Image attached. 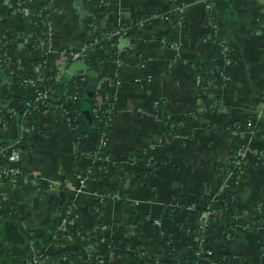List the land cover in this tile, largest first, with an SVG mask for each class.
<instances>
[{
    "label": "crops",
    "instance_id": "crops-1",
    "mask_svg": "<svg viewBox=\"0 0 264 264\" xmlns=\"http://www.w3.org/2000/svg\"><path fill=\"white\" fill-rule=\"evenodd\" d=\"M48 2L53 31L40 52L44 60L35 64L31 58L33 25L26 15L8 16V27L0 29V47L29 76L43 77L56 68L64 92L65 80L75 73H83L87 84L89 79L83 71L67 73L71 52L83 43L97 44V36L115 39L112 47L92 52L101 59L94 95L98 98L97 89L107 94L116 113L104 147L112 161L101 180L72 178L79 149L65 114L54 103L37 113L35 141L20 149L16 163L21 173L15 182L0 177V192L16 200L19 213V220L0 219V264H24L31 254L77 248L75 239L65 234L72 224L87 241L96 240L95 245L80 247L94 264H186L201 236L194 228L193 210L175 204L181 198L201 193L207 206L218 195L234 191L238 205L254 200L264 210V0ZM177 12L182 17L172 18ZM217 40L225 44L223 49L228 46L218 56ZM176 53L180 59L171 65ZM190 59L215 60L219 70L197 72L196 61ZM1 67L0 143L10 147L22 138L23 101ZM97 100L102 104L104 99ZM170 119L180 120L176 131ZM167 129L174 133L169 135ZM238 137L247 163L240 180L216 169L233 157ZM146 149L153 159L170 161L158 166L152 177L139 180V171L148 165ZM81 154L77 162L87 167L92 153ZM23 170L28 173L23 175ZM104 192L108 195L97 212L95 200ZM72 201V221L61 228L63 241L55 242L54 225ZM132 206L151 219L133 223ZM234 216L231 232L224 235L220 222L209 235L214 243L212 264H264L256 215L236 210ZM109 237L119 244L98 240ZM150 237L171 239L179 256L168 258L160 251L156 259L149 258L135 243Z\"/></svg>",
    "mask_w": 264,
    "mask_h": 264
},
{
    "label": "trees",
    "instance_id": "trees-1",
    "mask_svg": "<svg viewBox=\"0 0 264 264\" xmlns=\"http://www.w3.org/2000/svg\"><path fill=\"white\" fill-rule=\"evenodd\" d=\"M48 3V0H15L12 5H9L5 3V0H0V29L8 27L9 15H11L12 13L20 14L19 9L23 7H27L29 9V17L31 18L33 25L32 46L30 48V53L31 58L35 64H39L42 60L45 59V56L40 55L41 49L36 46V39L42 38L45 42H47L50 38L49 22L51 21V19L47 10ZM181 17L182 15L177 12V14L172 18L180 19ZM263 17L264 15L261 16V18ZM90 21L91 22L89 28H92L91 24L93 20ZM97 37L99 38L97 44L90 46L92 50L97 47H102L104 49L110 48L112 47L113 40H115L107 39L106 37L101 36ZM217 42L218 44L215 53L216 56H218L224 50L223 48L225 46V44L220 43V40H217ZM190 60L196 61L197 72H202L209 69L213 74H215L219 70V65L216 63L215 60H212L209 63H203L193 59ZM88 62L96 72L101 71L100 58L95 57L94 59H91ZM0 65L2 66L1 68L3 69L5 76L9 80L12 91L15 95H18L23 101V106H21V110L23 109V133L20 141V146H18L19 149H28L30 148V144L35 141V136L33 135V133L35 132L37 125V113L47 109V107H45L44 105H39L38 103L37 105H39L40 107H38L37 109L33 108V106L29 107L25 104L26 102L34 103L39 91L51 90L53 97L55 96L54 98L58 96L61 98L62 104L70 117V131L73 141L77 145L78 149H80L82 145H84L88 141L90 132H97L99 142L104 132L111 131L113 123L112 121L106 122V117L103 113L107 106L105 104H99L98 100H96V95L92 96L89 100L86 99L85 95L87 92V80L84 81L80 79V77H74V79L70 78L68 80H65L64 87H66L67 89V95L72 96V98H67L66 95H63V90H61V81L57 80V69L54 67L51 71L48 72L44 80L39 81L37 85L32 86L30 84L27 85L26 81L30 79V77L28 74L23 72L20 63L11 62L5 54V50L1 47ZM74 96L76 97L73 98ZM211 105H214V103L212 102ZM27 109L31 111L29 114L25 113ZM86 111H88V113ZM2 112L3 107L0 104V117H2ZM115 114L116 113L114 112V115ZM3 119L6 122L9 121L7 116H4ZM170 121L174 123V131H176L180 126V120L170 119ZM166 132H168L169 135L174 133L173 131L168 129ZM3 145L5 144L0 143V146ZM94 151H91L90 153L93 154ZM239 151H241V146L239 144L238 137L233 145V157L225 163L216 164V169L218 171L238 173L240 168L238 166H235L233 159L234 155H236ZM81 155H83L81 154V152H77L75 153V157L73 159V163L71 166V174L74 175V178H76L75 172L78 170L79 167L82 170L86 168L84 165H79L77 162L78 158ZM151 155L152 154L149 150L146 149L144 151L145 160L148 165L139 171V180H145L148 177H152L155 174V169L158 166L166 164L170 161V157L153 159ZM106 158L111 159L110 153L107 152L106 149H101V151L96 154V158L94 159L93 157L88 162L87 167L93 168V173L83 172V177L97 180L103 179L107 171L108 163L106 162ZM6 163V157L1 156L0 167ZM241 167L245 169V167H247V163L243 162ZM27 173V170H23V175ZM1 176L4 177L3 175H0V177ZM243 177L244 175L241 174V179H243ZM103 194L105 196L108 195V193L106 194V192H104ZM206 200L207 197L205 195L201 193H193L190 197L181 198L175 204L179 202L180 205L178 208H187L189 205H193V213L198 217L201 212L207 209V206L203 204ZM104 202L105 197H99L97 200H95L94 206L97 212H100V209ZM209 206L215 213L214 222L209 224L206 227V230H203L202 228H200V225L197 224L196 220V225L194 227L195 231L199 233L202 237H204L203 248L212 249L214 252V243L209 237L211 231L216 228L220 222H224V235L231 232L236 224V217L234 216V212L236 210H240L242 212L245 211L256 215V222L254 225L257 227V229L260 226V228L258 229L260 242L262 241L261 239H264V210L262 209V205L257 201L249 200L247 203L238 205L236 199V192L226 191L218 195L215 200L211 201L209 203ZM129 213L133 223H137L140 220H145L147 218L151 219V215L148 212H146L145 210H141L136 206H132L129 210ZM170 213L174 214V211L168 210V214ZM62 217L63 216H59V220H57L54 225L53 240L55 242L61 243L63 241V236L65 234H68L75 239L77 243V248H65L61 251L53 253L45 251V255L49 256L52 259L51 264H88L90 261L86 259L84 251H82L80 247L95 245L96 240L92 239L90 241H87V238L81 236L78 232V228L76 227V225L73 224L69 226L67 233L64 234V232L59 230V222L62 220ZM0 219L19 220L18 204L16 200L12 197L2 194L1 192ZM101 239L102 238H99L98 240L101 241ZM103 243L108 244L110 246H117L119 244V240L114 237H109L105 238ZM135 246L139 250H145L147 255H152L153 259L157 258V255L160 251L163 252L164 255H166L168 258H177L179 256L178 251L175 248L174 242L171 239L156 240L151 237L144 238L143 240H140L135 243ZM195 251L187 256L186 264H203L199 261V257L195 253ZM262 251L264 252V245H262ZM33 256L34 254H31L26 257L24 260V264H28L29 259H31ZM211 257H213V255H211Z\"/></svg>",
    "mask_w": 264,
    "mask_h": 264
},
{
    "label": "built area",
    "instance_id": "built-area-1",
    "mask_svg": "<svg viewBox=\"0 0 264 264\" xmlns=\"http://www.w3.org/2000/svg\"><path fill=\"white\" fill-rule=\"evenodd\" d=\"M210 6V4H208ZM262 11H264V4L262 5ZM181 10V8H180ZM19 13L22 15H26L29 16L30 11L27 7H23L19 9ZM53 29V25L51 23V21L49 22V30H50V37L52 34V30ZM96 40V39H95ZM98 41V40H97ZM164 43L166 42L165 39L162 40ZM36 46L41 49V52H44L46 49L45 46V41L42 38H37L36 41ZM226 49H228V46L225 47L224 51H226ZM93 50L92 48L86 44L83 43V45L72 51L71 52V57L69 61H75V60H84V61H88L91 59H94L95 57H93ZM180 57V53H176L175 57L173 58V61H171V65L174 61H178ZM117 64H122V60L120 59V57H117ZM228 62L230 60H227ZM61 74V72L59 73ZM59 74L57 77V80H59ZM47 76V75H46ZM46 76L44 75L43 77H36V76H29L30 79H28L26 81L27 85H32L35 86L38 84L39 81H42L46 78ZM74 77H80V79L82 80H86V77L84 76L83 73H75L71 79H74ZM97 96L102 97L104 100L102 102L101 105H106V109L104 110V116L106 117V122L107 121H112L114 118V103L113 101L108 97L107 94H102V90L97 89ZM63 95H66L67 98H72V96L67 95L66 90H64ZM55 97V96H54ZM51 90H45V91H39L36 98H35V104L32 102H26L25 104L29 107L33 106V108H38L40 107L39 105H44L45 107H49V105L51 104H55L56 106H58L59 109H61V111L65 114L69 124L71 122L70 117L66 111V109L64 108L61 98L58 96L56 98H54ZM76 96H74L73 98H75ZM96 98V100L98 99ZM99 102V101H98ZM37 103L39 105H37ZM100 104V103H99ZM214 107V106H213ZM211 107V108H213ZM31 111L29 109L26 110V114H29ZM195 117V115H194ZM103 121V120H102ZM238 128L240 126H237ZM35 129V128H34ZM108 133L109 132H104L100 141L97 143L96 149L93 152V157L94 159L96 158V154H98V152L101 151V149H104V147H106L107 145V138H108ZM20 141H17L14 145H11L10 147H0V157H6L8 159V163L2 165L0 167V174L5 175L6 177L11 178L14 182L16 181V175H19L21 173V170L18 168V165L16 164L19 160H20ZM100 160V159H99ZM112 159L110 158H106V162H111ZM233 162L235 164V166H238L240 169L238 171V173H233V172H226L227 175L229 176H234L236 178V180H240L241 179V174H244L245 169L241 167V165L244 162V156L242 154L241 151H239L233 159ZM80 165V164H79ZM98 167V166H97ZM96 167V168H97ZM93 168L91 167H86L85 169H80V167L78 168V170L75 172L76 178H78L79 180L81 179V181L85 180V177H83V172L85 173H93ZM74 178V177H72ZM105 197V195H103ZM190 209H194L193 205H189L188 206ZM75 213V209H74V204L73 202L68 203L67 209L65 211V213L62 215V220L59 222V230H61V228L63 226H65L66 223H70V221H72L73 215ZM214 217H215V213L214 211L210 208L209 205H207V209L204 210L203 212H201L199 214V216L197 217V224L200 225V228H202L203 230H206V227L214 222ZM159 223V221H158ZM103 229L107 228V225L103 224L102 225ZM201 236V235H200ZM105 238H102L101 241H104ZM203 241H204V237L201 236V240H200V245L198 247V249L195 251V253L198 255L199 257V261L203 264H212L213 261V257H211V255H213V250L212 249H205L203 248ZM264 242V239H263ZM144 254H146L145 251H143ZM44 252L40 253V254H35L31 259H29L28 264H42L43 262H47V263H52V259L45 255ZM147 255V254H146ZM44 256V257H43ZM149 258H153L152 255H147ZM43 257V258H42Z\"/></svg>",
    "mask_w": 264,
    "mask_h": 264
},
{
    "label": "water",
    "instance_id": "water-1",
    "mask_svg": "<svg viewBox=\"0 0 264 264\" xmlns=\"http://www.w3.org/2000/svg\"><path fill=\"white\" fill-rule=\"evenodd\" d=\"M86 15L87 13L84 12ZM77 71H83L88 77V84H87V95L86 99L89 100L95 93L96 84L98 82V75L97 72L92 68V66L84 61V60H75L71 62L67 68L68 74H73ZM88 113V111H86ZM98 142V135L96 131L90 132L88 141L82 145L79 149L81 153H90L94 151Z\"/></svg>",
    "mask_w": 264,
    "mask_h": 264
},
{
    "label": "rangeland",
    "instance_id": "rangeland-1",
    "mask_svg": "<svg viewBox=\"0 0 264 264\" xmlns=\"http://www.w3.org/2000/svg\"><path fill=\"white\" fill-rule=\"evenodd\" d=\"M239 129H240V127H239ZM71 177H74V175L73 174H71L70 175ZM73 202V201H72ZM75 205V204H74ZM35 255V254H34ZM51 264V263H50ZM89 264H94V263H92V262H89Z\"/></svg>",
    "mask_w": 264,
    "mask_h": 264
}]
</instances>
